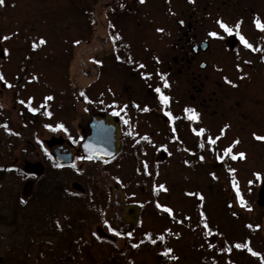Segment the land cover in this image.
I'll use <instances>...</instances> for the list:
<instances>
[{
    "label": "rangeland",
    "instance_id": "obj_1",
    "mask_svg": "<svg viewBox=\"0 0 264 264\" xmlns=\"http://www.w3.org/2000/svg\"><path fill=\"white\" fill-rule=\"evenodd\" d=\"M262 26L264 0H4L0 264H264ZM201 41L208 48L193 54ZM122 83L148 105L143 124L126 115L111 165L90 171L74 152L77 176L61 178L54 206L31 222L39 236L27 230L23 246L27 235L4 224L20 181L2 168L39 159L48 141L77 147L96 101ZM113 179L134 227L93 242L113 231L101 214L73 210L83 200L69 185L99 201L97 185ZM30 192L28 182L20 195Z\"/></svg>",
    "mask_w": 264,
    "mask_h": 264
},
{
    "label": "flooded vegetation",
    "instance_id": "obj_2",
    "mask_svg": "<svg viewBox=\"0 0 264 264\" xmlns=\"http://www.w3.org/2000/svg\"><path fill=\"white\" fill-rule=\"evenodd\" d=\"M177 23L179 27L183 28L184 24H182L181 21H177ZM203 43L205 44V47L202 50L201 45ZM207 48L208 43L203 41L191 45V51L193 54L205 52ZM199 67L203 68V63H200ZM80 74L84 77V74L82 72ZM131 85L133 84H117L116 95H110L107 99L100 97V99L96 101L94 107L96 108L98 113L88 115V121L86 123V134L80 139L77 147L65 148L64 146L60 145L59 143H56L55 141H48L46 144L47 146L45 147V150H42L39 159L35 161H25L21 168H16L12 166L5 167V169L7 170L15 169L18 174L16 178L21 183H19L17 213L15 215V219L17 220V223L19 225L17 228L21 230L22 234L27 235V241H25L26 239L23 241V246H29L28 238L31 234L27 233V230L34 231V235L31 236V238L39 236L38 230L32 228L31 222H36L38 219L41 218V214L43 215L45 212H47L54 206L56 202L55 200L58 199L57 197H60V195L57 194V191H59L58 189L60 188V183L62 182L61 178L68 174L73 175V171L77 176L78 169L72 167V165L70 164L74 152L79 153L80 160L83 159L84 164H86V166L90 168V171H96V168L101 169V167L103 166L111 165L118 159L119 148L122 143L124 144L122 132L126 128V115H129L131 119H136L139 116V124H143L144 119H146L145 114L148 113L149 107L143 100L136 98V95H134ZM83 106L86 108L87 111V101H83ZM92 117L96 120H102L105 124L111 125L114 128L113 144L115 153L108 159L84 156L82 155L81 150L79 148L80 142L89 133L88 124ZM137 141L138 143H142V141ZM60 154H70V162H56V155ZM34 164L40 165L41 172L37 173L30 168L26 169V166ZM81 172L83 177H85V179L88 181L90 175H86L84 173V169ZM96 176L101 177V174H97ZM103 177V180H108L106 178V175H103ZM28 182H30V188L32 190V192H30V194H32L31 200L28 198L23 199L20 195L24 188V185ZM97 186L98 188L102 189L99 192L101 194H99V197H102V199L100 198L99 201H96V196H92V200L89 199L90 197L87 195L88 190H86L85 185L79 183L75 184L71 182L69 187L72 191H74V193L72 192L73 197L76 198L74 201L78 203L81 201V199L83 200L82 205H76L73 200H71L72 203H74L72 204V207L76 205L75 208L73 207V210L76 213L83 211L87 214V216H93L95 213L101 214V217L99 216L98 219L104 217L102 227L104 228V230L105 228H107L108 230L113 231V233L112 235L109 233H105V237L103 236L101 238L97 235H92L91 239L93 240V242L98 241V239H105L113 243L112 240L116 239V235L120 236L124 230L126 231L129 230V228L131 229L134 227V220L132 221L131 218L132 206L127 207L123 204V197L121 193L118 192L119 186L116 183L115 179L109 182V186L111 187V189H108V186H104L103 184H99ZM42 191L45 192L44 198L40 201H36V198L40 195V192ZM108 200L109 204L108 207H106L105 202ZM10 217L12 218L14 216L10 215ZM116 223H118L117 229H115ZM64 234L70 236L72 234V230L66 229L64 230ZM124 237L125 235L122 234L123 240Z\"/></svg>",
    "mask_w": 264,
    "mask_h": 264
},
{
    "label": "water",
    "instance_id": "obj_3",
    "mask_svg": "<svg viewBox=\"0 0 264 264\" xmlns=\"http://www.w3.org/2000/svg\"><path fill=\"white\" fill-rule=\"evenodd\" d=\"M204 47L205 44L203 43L201 45V49L203 50ZM88 128V135L83 138L79 144V148L81 150L82 155L92 156L93 158H110L115 153L113 144V126L107 125L102 120H96L92 117L89 121ZM70 159V154L56 155V162L69 163ZM28 168L32 169L37 173L41 172V167L39 164L26 166V169ZM256 197V203L258 205H264V176H262L261 185L257 190Z\"/></svg>",
    "mask_w": 264,
    "mask_h": 264
},
{
    "label": "trees",
    "instance_id": "obj_4",
    "mask_svg": "<svg viewBox=\"0 0 264 264\" xmlns=\"http://www.w3.org/2000/svg\"><path fill=\"white\" fill-rule=\"evenodd\" d=\"M2 171H3V173H8V174H10L12 177H14V175L16 176V174H17V172H16V170L15 169H11V170H7V169H5V168H2ZM73 173V176L75 175V172L73 171L72 172ZM4 206V205H3ZM14 208L16 209L17 208V205H15L14 206ZM2 213V212H1ZM16 213H17V209L16 210H14L11 214H9V216L10 215H13L14 217H10V220L9 221H6L4 224H7V225H10V226H13V227H18L19 225H18V223H17V220L15 219V215H16ZM0 217H4L3 215H0Z\"/></svg>",
    "mask_w": 264,
    "mask_h": 264
},
{
    "label": "snow or ice",
    "instance_id": "obj_5",
    "mask_svg": "<svg viewBox=\"0 0 264 264\" xmlns=\"http://www.w3.org/2000/svg\"><path fill=\"white\" fill-rule=\"evenodd\" d=\"M3 2H4V0H0V5H2L3 4ZM141 2H143V0H141ZM222 27H223V25H222ZM262 30H264V26H262ZM45 43V41H43V40H41L40 41V44H44ZM165 86H167V84H165ZM50 99V98H49ZM165 102H167L166 101V99H165ZM257 139H262V138H257ZM235 158V157H234ZM162 239V238H161Z\"/></svg>",
    "mask_w": 264,
    "mask_h": 264
}]
</instances>
